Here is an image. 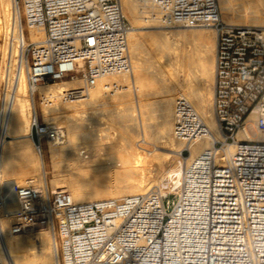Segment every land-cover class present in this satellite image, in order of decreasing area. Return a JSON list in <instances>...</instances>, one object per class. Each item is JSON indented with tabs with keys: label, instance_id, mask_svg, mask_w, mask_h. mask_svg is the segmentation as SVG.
I'll return each mask as SVG.
<instances>
[{
	"label": "built area",
	"instance_id": "2783aa9c",
	"mask_svg": "<svg viewBox=\"0 0 264 264\" xmlns=\"http://www.w3.org/2000/svg\"><path fill=\"white\" fill-rule=\"evenodd\" d=\"M15 2L20 29L0 79V143L8 139L12 88L22 62L33 94L39 85L78 79L77 88L65 91L70 100L107 77L133 71L120 0ZM150 3L164 26L200 22L216 30L212 106L219 138L213 148L189 159V144L210 128L189 99L178 96L174 136L185 142L179 185L76 202L66 189L29 180L13 186L19 207L12 231L50 227L58 264H264V28L224 23L218 0ZM30 29L43 31L44 39L32 41ZM112 86L104 83L106 90ZM250 126L255 130L248 132ZM32 131L43 152L64 127L41 121L37 111ZM255 132L263 141L254 140Z\"/></svg>",
	"mask_w": 264,
	"mask_h": 264
},
{
	"label": "bare ground",
	"instance_id": "6f19581e",
	"mask_svg": "<svg viewBox=\"0 0 264 264\" xmlns=\"http://www.w3.org/2000/svg\"><path fill=\"white\" fill-rule=\"evenodd\" d=\"M120 1L125 18L134 26L161 25L159 10L151 7L150 0ZM218 1L224 23L264 28V0ZM19 24L15 0H0L2 74L7 54H15L11 38L17 36ZM179 25L194 28L157 30L152 56L146 62L142 61V43L136 31L128 29L133 71L107 77L77 99H66L65 91L77 88L78 79L35 88L51 102L41 104L45 122L64 127L63 135L49 142L50 181L44 151H38L28 137L37 104L27 80V64L22 62L6 124V134L16 139L0 143V264H58L50 227L12 231L19 207L13 186H25L29 180L38 187L50 182L53 190L67 189L76 202H87L142 193L154 185L164 192L172 183L179 185L183 176L179 154L185 142L174 136L178 96L188 98L210 128L208 134L189 144V159L213 148L219 138L212 106L216 30L200 22ZM30 34L32 41L44 39L41 30L30 29ZM104 83L113 86L106 90ZM152 96L154 102L148 101ZM113 129L122 133L114 136L110 133ZM254 130L253 126L247 128L248 132ZM252 137L263 141L260 132ZM217 158L225 162L220 151Z\"/></svg>",
	"mask_w": 264,
	"mask_h": 264
},
{
	"label": "rangeland",
	"instance_id": "374dc122",
	"mask_svg": "<svg viewBox=\"0 0 264 264\" xmlns=\"http://www.w3.org/2000/svg\"><path fill=\"white\" fill-rule=\"evenodd\" d=\"M219 2V1H218ZM220 6V4H219ZM152 7V5H151ZM155 9V7H152ZM126 22H127V25H128V29H132V30H135L136 31V34L138 35L139 39H140V42L142 43V61L146 62L148 58H150L152 56L151 52H152V41H153V38L155 37V34L154 33H157L156 31L159 30V29H166V30H170V29H184V28H194V26H184V25H177L176 27H165L161 25L159 26H151V27H148V28H144V27H139V26H134V24L132 23V21L128 18H126ZM134 27V28H133ZM198 27V26H197ZM199 27H203V26H199ZM207 27H210V28H213L212 26H207ZM216 38H217V35H216ZM3 43V40H0V45ZM2 53L0 52V61L2 59ZM0 74L1 73V62H0ZM213 87H214V80L212 81V90H213ZM1 91V89H0ZM34 97H35V101H36V104H37V111H38V114L40 116V120L41 121H44V116H43V113H42V107H41V98L42 96L39 94V91H35L34 92ZM1 96V94H0ZM150 100H149V99ZM148 101L150 102H154V99H156V97L152 96V97H148ZM104 113L108 114L109 111L108 110H105ZM151 113V111H150ZM149 113V114H150ZM153 113V112H152ZM110 133L112 135H119L120 133H122L121 131H115L114 129L110 131ZM33 142L34 144V137H35V132L32 131L31 134L28 136ZM10 139H16L15 137H13L12 135H8V140ZM18 139V138H17ZM48 148H49V145H45L44 146V155H45V162H46V168H47V171H48V178H49V181L52 177V162H51V157H50V154L48 153ZM172 154H176V152L174 151H171ZM180 164H181V167L183 168V161L181 159L180 161ZM90 169H93L92 167H90ZM94 171H98V170H92ZM49 187L52 189V185L51 183L49 182ZM153 187V186H152ZM67 190V189H66ZM173 199H175L173 197ZM35 227L36 229H45L46 226L44 225H35L33 226ZM49 240V237L47 238V242Z\"/></svg>",
	"mask_w": 264,
	"mask_h": 264
}]
</instances>
